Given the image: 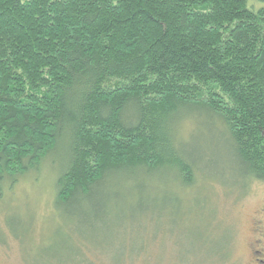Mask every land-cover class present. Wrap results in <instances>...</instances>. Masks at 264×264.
I'll return each mask as SVG.
<instances>
[{"label": "trees", "instance_id": "obj_1", "mask_svg": "<svg viewBox=\"0 0 264 264\" xmlns=\"http://www.w3.org/2000/svg\"><path fill=\"white\" fill-rule=\"evenodd\" d=\"M196 116L264 181V0H0V199L53 155L55 209L86 220L140 205L147 180L193 190Z\"/></svg>", "mask_w": 264, "mask_h": 264}, {"label": "rangeland", "instance_id": "obj_2", "mask_svg": "<svg viewBox=\"0 0 264 264\" xmlns=\"http://www.w3.org/2000/svg\"><path fill=\"white\" fill-rule=\"evenodd\" d=\"M214 129L225 130L207 116L188 118L179 128L180 143L198 160L197 187L184 191L170 177L147 180L140 205L131 197L117 203L108 224L97 214L86 220L55 209L62 164L53 155L0 199V264H72V248L79 247L95 264H245L264 210V181L245 182L230 143ZM83 237L91 248L81 244Z\"/></svg>", "mask_w": 264, "mask_h": 264}, {"label": "flooded vegetation", "instance_id": "obj_3", "mask_svg": "<svg viewBox=\"0 0 264 264\" xmlns=\"http://www.w3.org/2000/svg\"><path fill=\"white\" fill-rule=\"evenodd\" d=\"M259 219L255 220L253 238L249 243V259L245 264H264V210L259 214Z\"/></svg>", "mask_w": 264, "mask_h": 264}]
</instances>
